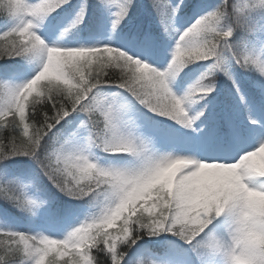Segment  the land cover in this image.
<instances>
[{"label":"snow or ice","instance_id":"obj_1","mask_svg":"<svg viewBox=\"0 0 264 264\" xmlns=\"http://www.w3.org/2000/svg\"><path fill=\"white\" fill-rule=\"evenodd\" d=\"M134 3L98 0L95 6L118 8L112 22L116 30ZM151 4L162 22L169 10L173 16L179 11L170 0ZM66 5L75 8L72 0H0V12L20 21L19 27L0 34V60L42 61L28 82L0 83V165L6 168V161L26 157L53 187L72 200L95 198L100 211L62 239L0 230V264H101L99 253L111 264H126L129 249L144 235L165 233L193 253L219 257L222 264H264V79L253 80L245 93L232 74L235 65L264 78V62L243 51L255 35L264 38V23L257 27L246 12L264 8V0H223L179 36L163 72L133 51L136 46L158 47L148 33H134L131 46H121L128 51L49 46L35 29ZM91 6L83 0L66 33L84 24ZM237 32L243 36L234 39ZM200 62H211L209 71L183 97L177 96L170 81ZM217 73L231 81L241 106L258 109L256 120L241 123L236 110L209 118L207 104L190 116L186 105L216 92ZM113 88L126 94L127 104L102 95ZM140 110L144 119L138 125ZM74 114L83 116L77 129L75 119H69ZM196 121L201 123L194 128ZM81 131L123 166L100 167L72 146ZM30 183L35 186L38 177ZM27 188L19 177L0 183V199L35 216L47 201L39 199V188L37 198ZM73 214L69 210L51 219L59 222ZM222 217L229 225L226 236L208 235Z\"/></svg>","mask_w":264,"mask_h":264},{"label":"trees","instance_id":"obj_2","mask_svg":"<svg viewBox=\"0 0 264 264\" xmlns=\"http://www.w3.org/2000/svg\"><path fill=\"white\" fill-rule=\"evenodd\" d=\"M196 1L197 0H170L172 8H176L178 6L179 11L175 14V16H173L171 10H169L162 22L161 15L158 14L156 9L152 6L151 0H135L129 18L123 24H121V26L116 30H119L121 28L128 29L131 26L145 27L151 33L150 35L155 39V41L158 44V47L155 50L158 53H161L163 52V50H158V49L163 48L164 42L168 39H172L173 37L177 36L186 26V24L191 22L192 19V17L190 16L191 10L192 7L195 5ZM81 2L83 3V0H81ZM222 2L223 0H218L216 3H214L212 11H215L216 8L220 4H222ZM233 2H239L243 4L244 0H230V4ZM249 3H251V0H249ZM246 12L248 18L254 24H256L257 27L261 23H264V18H263L264 8L258 7L255 9L246 10ZM108 14L109 16H111V13L108 12ZM113 20L114 19L112 18V21ZM165 25H167V31L165 30ZM242 36L243 33L237 32V36L234 37V39L240 38ZM258 36L259 35H255V39H253L252 42L243 49L244 52L254 56L255 58H257L256 55H258V52L260 50L259 44H255L258 41L257 40ZM168 66L169 65H167L163 69L157 68V70L162 72L166 71L168 69ZM210 66H211V62L193 63L189 65L187 68H185L183 72L180 73V75L176 79L170 81V86L172 87L173 91L177 94V96L183 97L188 92V90L193 86H195L197 82L201 80V77L204 76L209 71ZM232 74L233 77L238 81L242 90L245 93L251 91V84L253 80L264 79L261 78L259 76V73H257L254 69L246 71L245 69L239 68L238 66L235 65L232 66ZM215 81H216V89H217L216 92L213 93L212 96L209 97L207 100L199 101L196 104H200L203 107L204 105L207 104L209 105V110L212 109L215 111L230 112L232 110H236L239 113L240 121L244 122V118L246 117L244 115L249 114L250 110L245 109L243 106L240 105L239 98L235 94V90L233 89L231 81H229L222 73L216 74ZM185 83L189 85V88H187L185 93H181L180 95L179 90ZM116 91L117 90L114 89H110V90L105 89L102 95L113 97V95L115 94L113 92ZM192 111L195 116L199 110H194L192 108ZM9 181H11L9 174L5 172L4 166L0 165V183L8 184ZM0 201L4 202V200L2 199H0ZM7 205L10 206L12 209H16L9 203ZM174 237L175 236H171L168 233H165L155 237H149L147 235H144L143 239L140 240L159 241L162 239L174 238ZM98 255L100 257L101 264H111V260L104 253H99ZM22 262L25 263L24 261L17 260L15 264H19Z\"/></svg>","mask_w":264,"mask_h":264},{"label":"rangeland","instance_id":"obj_3","mask_svg":"<svg viewBox=\"0 0 264 264\" xmlns=\"http://www.w3.org/2000/svg\"><path fill=\"white\" fill-rule=\"evenodd\" d=\"M257 145L259 146V141L257 142ZM89 158H91V156ZM91 160H94V158L92 157ZM228 228H229L228 223L227 222L224 223L222 226L219 227L216 236L218 237L226 236L228 232ZM61 233L62 234L66 233V231H61ZM159 264H162V263H159ZM180 264H186V262H180ZM209 264H222V261L219 257H213V259L209 262Z\"/></svg>","mask_w":264,"mask_h":264}]
</instances>
